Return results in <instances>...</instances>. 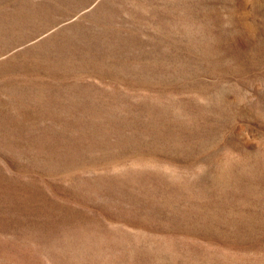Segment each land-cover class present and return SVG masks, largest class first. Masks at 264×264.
<instances>
[{
    "label": "rangeland",
    "instance_id": "1",
    "mask_svg": "<svg viewBox=\"0 0 264 264\" xmlns=\"http://www.w3.org/2000/svg\"><path fill=\"white\" fill-rule=\"evenodd\" d=\"M0 264H264V0H0Z\"/></svg>",
    "mask_w": 264,
    "mask_h": 264
}]
</instances>
